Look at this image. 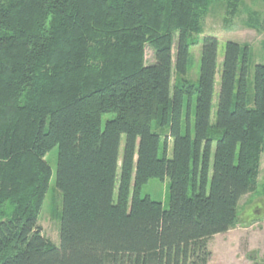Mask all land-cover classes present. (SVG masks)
Segmentation results:
<instances>
[{"label":"trees","instance_id":"trees-1","mask_svg":"<svg viewBox=\"0 0 264 264\" xmlns=\"http://www.w3.org/2000/svg\"><path fill=\"white\" fill-rule=\"evenodd\" d=\"M210 4L0 0V264L208 263L264 149V59L250 83L246 48L218 67L206 36L185 79ZM54 148L57 245L37 223ZM152 179L167 209L141 196Z\"/></svg>","mask_w":264,"mask_h":264},{"label":"rangeland","instance_id":"rangeland-1","mask_svg":"<svg viewBox=\"0 0 264 264\" xmlns=\"http://www.w3.org/2000/svg\"><path fill=\"white\" fill-rule=\"evenodd\" d=\"M206 36L218 40V67L222 63L227 42L232 41L246 48L249 81L252 83L254 66L263 63L264 59V0H211L201 23V32L194 35L198 44L190 50V65L185 77L190 83L198 80L202 40ZM145 58L148 64L153 62L152 51L148 48ZM176 79L177 77H172V85ZM218 82L219 76L216 77V93ZM123 144L124 137L121 149ZM168 148L170 149V146ZM161 154L160 150V156ZM57 156L58 149L54 148L46 157L52 169V176L37 220L42 234L54 245L59 243V220L62 210L61 195L55 185ZM141 196L161 202L167 209L168 181L150 180L141 189ZM238 205V223L228 232L208 240L207 248L211 256L207 264H264V149L260 155L254 189L245 195Z\"/></svg>","mask_w":264,"mask_h":264}]
</instances>
